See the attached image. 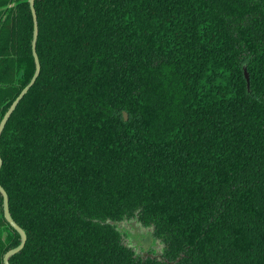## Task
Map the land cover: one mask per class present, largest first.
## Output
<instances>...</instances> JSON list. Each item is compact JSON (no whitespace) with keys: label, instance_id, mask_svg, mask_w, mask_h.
<instances>
[{"label":"trees","instance_id":"16d2710c","mask_svg":"<svg viewBox=\"0 0 264 264\" xmlns=\"http://www.w3.org/2000/svg\"><path fill=\"white\" fill-rule=\"evenodd\" d=\"M34 11L40 71L0 134L26 234L9 264H264V0ZM33 31L29 0H0V122L35 72ZM132 220L159 256L127 243ZM19 241L0 194V264Z\"/></svg>","mask_w":264,"mask_h":264},{"label":"water","instance_id":"95a60500","mask_svg":"<svg viewBox=\"0 0 264 264\" xmlns=\"http://www.w3.org/2000/svg\"><path fill=\"white\" fill-rule=\"evenodd\" d=\"M29 6H30V10L32 13V18H33V26H34V31H33V38H32V44H31V49H32V54L34 57V62H35V72L33 74V76L31 77L30 81L26 84V86L21 90V92L17 95V97L13 100V102L11 103L10 107L8 108V110L6 111V113L4 114L3 118L1 119L0 122V134L5 126V123L8 119V117L11 115V113L13 112V110L15 109V107L17 106L18 102L21 100V98L23 97V95L28 91V89L31 87V85L34 83V81L36 80L39 71H40V64L36 55V51H35V46H36V40H37V35H38V27H37V19H36V15H35V11H34V0H29ZM245 77L248 80V75L247 72H245ZM1 159H0V167H1ZM0 194L2 196V200H3V212H4V216L7 220V222L9 223V225L11 227H13L20 235V241L19 244L8 250L4 256H3V264H9V258L10 256H12L13 254L19 252L25 242H26V234L24 232V230L19 227L14 220L11 218L10 214H9V208H8V199H7V194L5 192V190L2 188V186L0 185ZM152 240V237H145L144 239H142L140 241L142 247L144 250L148 249V246L150 244V241Z\"/></svg>","mask_w":264,"mask_h":264},{"label":"rangeland","instance_id":"374dc122","mask_svg":"<svg viewBox=\"0 0 264 264\" xmlns=\"http://www.w3.org/2000/svg\"><path fill=\"white\" fill-rule=\"evenodd\" d=\"M119 226L122 230L126 231L129 236L125 239L127 243L135 248L138 254L142 256V258L151 257V256H159L161 251V245L158 241H155L151 236V229L146 228L136 221H128L119 223ZM152 237L150 244L147 250H144L140 241L145 237Z\"/></svg>","mask_w":264,"mask_h":264}]
</instances>
